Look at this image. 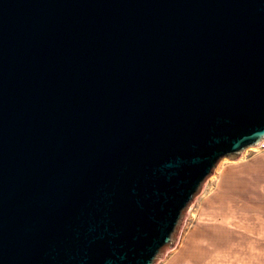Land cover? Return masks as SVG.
I'll list each match as a JSON object with an SVG mask.
<instances>
[{
    "label": "water",
    "instance_id": "1",
    "mask_svg": "<svg viewBox=\"0 0 264 264\" xmlns=\"http://www.w3.org/2000/svg\"><path fill=\"white\" fill-rule=\"evenodd\" d=\"M263 141L264 0H0V264H155Z\"/></svg>",
    "mask_w": 264,
    "mask_h": 264
},
{
    "label": "rangeland",
    "instance_id": "2",
    "mask_svg": "<svg viewBox=\"0 0 264 264\" xmlns=\"http://www.w3.org/2000/svg\"><path fill=\"white\" fill-rule=\"evenodd\" d=\"M162 258L163 264H264V148L218 164Z\"/></svg>",
    "mask_w": 264,
    "mask_h": 264
},
{
    "label": "built area",
    "instance_id": "3",
    "mask_svg": "<svg viewBox=\"0 0 264 264\" xmlns=\"http://www.w3.org/2000/svg\"><path fill=\"white\" fill-rule=\"evenodd\" d=\"M258 147L264 148V141ZM163 261H164L163 258L162 259H159V261H157L155 264H163Z\"/></svg>",
    "mask_w": 264,
    "mask_h": 264
}]
</instances>
